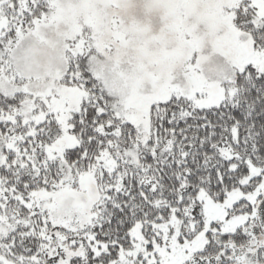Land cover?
Wrapping results in <instances>:
<instances>
[{"label":"snow or ice","instance_id":"1","mask_svg":"<svg viewBox=\"0 0 264 264\" xmlns=\"http://www.w3.org/2000/svg\"><path fill=\"white\" fill-rule=\"evenodd\" d=\"M0 264H264V0H0Z\"/></svg>","mask_w":264,"mask_h":264}]
</instances>
